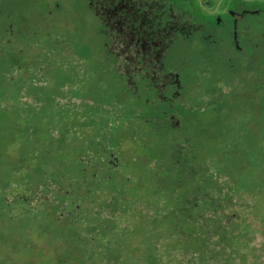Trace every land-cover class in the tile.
Wrapping results in <instances>:
<instances>
[{"label":"rangeland","instance_id":"374dc122","mask_svg":"<svg viewBox=\"0 0 264 264\" xmlns=\"http://www.w3.org/2000/svg\"><path fill=\"white\" fill-rule=\"evenodd\" d=\"M47 1L52 4L51 8L60 5L66 25L53 31L54 36L59 35V41L50 38L54 57H40L45 78L34 84L23 81L20 76L23 82L19 83L18 98L7 95L0 101V198L6 199H0V264H61L59 260L57 263L52 260L54 254L67 264L194 263L196 260L191 255L175 245L177 237L168 232L169 224L164 219L168 208L160 194L164 185L158 182L160 187H157L156 184L163 176L158 171L161 141L158 137L150 141L148 130L146 133L139 128L149 126L143 119L149 116L148 110L124 96L122 82L112 73L103 54V39L95 21L81 14L74 0H40L38 8L44 7ZM2 3L6 6L8 1ZM258 7L264 8V3ZM263 19L258 15L248 19L257 43H262L259 36L264 30L259 24ZM37 49L36 54H43ZM260 50L250 48L248 53L249 57L257 56L260 65L259 113L253 114L251 107L241 113L229 110L222 113L228 116V123L223 126H218L219 120L213 118L211 129L218 126L226 136L224 150L225 146L232 145L231 149L246 147L253 151L264 138V52ZM169 58L175 65H184L183 75L192 95L202 88L212 90L215 86L217 95L221 98L227 95L229 105H234L231 95L240 90L238 79L244 77L246 71L241 70L237 75L228 67L220 70V62L228 65L231 62L221 56L219 50L211 49L203 56L190 44L181 43L170 52ZM32 60L36 63L37 58ZM57 61L66 66L61 68L62 64L58 65ZM211 68L220 72L218 78L204 70ZM250 78L247 73L244 82ZM16 84H11L8 90L14 93ZM193 97L195 100L201 96ZM217 101L220 98L213 99V103ZM237 102L252 105L255 98L252 100L247 93ZM100 138L107 147V154L114 152L122 161L119 171L99 174L102 175L99 182L108 186L103 190L101 185H94L93 177L82 181L77 163L78 157H92L94 147L91 146ZM129 140H133L131 145ZM215 147L212 143V148ZM213 152L206 156L208 167L211 172L220 174L222 180H228V173L223 171L225 157ZM253 152L249 160L256 155V151ZM107 154L100 155L104 158ZM95 156L98 155L95 153ZM243 162L247 170L250 165ZM253 170L254 176L238 185L245 202L240 210L241 228L246 229L238 236L240 246L236 249L244 252L246 264H264V186L258 178L259 169ZM55 178L63 181L69 190H77L79 184H83L80 192L86 194L85 198L72 197L74 200H69L66 208L60 207L53 188L48 191ZM232 183L236 187V183ZM95 190L97 194H93ZM17 204L19 206H15ZM51 207L56 211L50 212ZM48 209L50 215L45 214ZM111 222L119 240L109 236L111 232L106 230ZM115 246L118 251L113 250Z\"/></svg>","mask_w":264,"mask_h":264},{"label":"flooded vegetation","instance_id":"af4514ba","mask_svg":"<svg viewBox=\"0 0 264 264\" xmlns=\"http://www.w3.org/2000/svg\"><path fill=\"white\" fill-rule=\"evenodd\" d=\"M2 1L5 0H0V101L7 95L17 99L20 82L30 81L36 84L38 79L45 78L42 75L44 67L39 64L40 57H54V50L49 45L50 38L54 42L59 41V35L54 36L53 31L66 25L60 13V5L51 8L50 1L39 8L40 0H7L6 6ZM74 1L81 8V14L88 15L95 21V27L103 39V54L112 73L117 74L122 82L124 96L134 99L148 110L149 116L143 119L149 126L139 128L146 133L148 130L146 135L149 140L155 137L160 139L158 171L163 176L169 169L173 170L170 173L176 175V178H180L185 169L194 167L198 152L201 153V145L204 144L206 148L211 140L210 130L214 117L219 120L218 126H223L227 125L228 116L224 117L222 113L229 110L241 113L244 108L251 107L253 114L259 113L260 83L257 77L260 65L258 57H249L248 53L250 48L264 52V34L259 36L262 43L255 42L253 27L248 19L255 15L264 18V8L258 7L264 0ZM259 25L264 30V19ZM181 43L190 44L191 48L200 51L203 56L211 49L219 50L221 56L231 62L229 65L224 61L220 62V70L228 67L236 71L237 75L241 70H245L246 75L250 73L251 78L246 83V75L239 77L237 85L240 90L231 95L235 100L234 105H229L227 95L219 97L215 86L212 90L202 88L196 94H191L188 89L190 84L183 75L184 65H175L169 58L170 52ZM37 47L43 54H36ZM46 47L52 50H44ZM34 58H37L36 63H33ZM243 60L245 63L241 62ZM60 63L61 68L66 66L57 61L58 65ZM235 66L237 69H234ZM204 70H209L206 73H211V77L220 76V72H214L213 68ZM217 81L218 79L214 84ZM13 83H17L14 93L8 90ZM247 93L251 94L252 100L255 98V103H238L237 99L247 96ZM193 96L201 97L194 100ZM216 98H220V101L213 103ZM102 140L100 138L96 146H92L94 154H91L94 156L79 157L83 164L78 171L83 176L82 181L93 177L94 185H101L100 189L103 190L108 186L99 182L102 177L99 174L119 171L122 161L114 152L107 154V147L101 143ZM132 143L133 140H129V144ZM103 153L107 154L104 158L100 155ZM206 154L210 155V151H206ZM98 190L93 191V194H97ZM69 193L68 191L66 194L70 195ZM85 195L79 191L74 198L84 199ZM56 197L64 198L57 193ZM0 199L3 201V197ZM78 207L79 205L76 206ZM50 210L52 212L55 209L51 207ZM47 213L50 215L49 209L46 210L45 214ZM112 226L115 227L111 222L106 230L111 232L109 236L119 240ZM117 235L120 237L119 233ZM114 249L118 251L117 246Z\"/></svg>","mask_w":264,"mask_h":264},{"label":"trees","instance_id":"16d2710c","mask_svg":"<svg viewBox=\"0 0 264 264\" xmlns=\"http://www.w3.org/2000/svg\"><path fill=\"white\" fill-rule=\"evenodd\" d=\"M217 127L214 128L215 130L211 129V140L206 148L204 144L201 145V153L198 152L199 155L193 168L185 169V173L180 178H176V175L170 173L173 170L168 169V173H164L156 184L159 186L158 182H160L164 185L161 186L162 193L160 194L166 200L168 207L164 217L166 223L169 224L168 232L176 235L175 245L181 246L196 260L194 263L190 261V264H246L244 252L236 249V246H240L238 236L246 229V227L241 228L243 217L240 210L244 208L245 202L240 194L242 189L238 185L240 182L251 179L254 176L253 169L258 168V178L264 186V138L258 149L256 146L254 148L256 155L249 160V157L255 153L254 150L249 151L246 147L231 149L232 145L225 146L226 150L222 149L223 142L227 139L224 132L219 131ZM254 127L261 129L259 126ZM212 143L216 145L215 148H212ZM206 151L223 154L222 157H225L223 171L228 173V178L236 183L237 188L231 180H222L220 174L211 172L206 162ZM244 160L250 165L246 168L247 170L244 168ZM77 163L79 166L83 164L79 157ZM57 179L50 182L51 186L48 191L53 188V194L58 193L64 197L59 198V206L66 208L67 202L76 197L77 192L81 191L84 186L79 184L77 190H69L67 186H64L63 181L58 182ZM68 191L71 196L66 194ZM3 201H6L5 197ZM35 251L38 253L36 248ZM51 258L55 263L59 260L61 264H67L55 254Z\"/></svg>","mask_w":264,"mask_h":264}]
</instances>
